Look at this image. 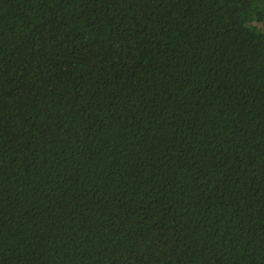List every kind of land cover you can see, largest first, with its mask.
Wrapping results in <instances>:
<instances>
[{
    "label": "trees",
    "instance_id": "obj_1",
    "mask_svg": "<svg viewBox=\"0 0 264 264\" xmlns=\"http://www.w3.org/2000/svg\"><path fill=\"white\" fill-rule=\"evenodd\" d=\"M0 264H264V0H0Z\"/></svg>",
    "mask_w": 264,
    "mask_h": 264
}]
</instances>
